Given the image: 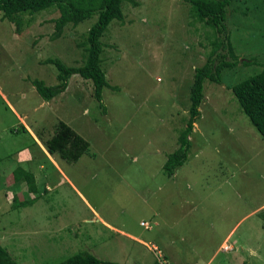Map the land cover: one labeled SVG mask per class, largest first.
Returning a JSON list of instances; mask_svg holds the SVG:
<instances>
[{"label":"rangeland","instance_id":"374dc122","mask_svg":"<svg viewBox=\"0 0 264 264\" xmlns=\"http://www.w3.org/2000/svg\"><path fill=\"white\" fill-rule=\"evenodd\" d=\"M134 1H124L123 20L111 21L101 37V66L112 86L103 88V107L91 81L77 74L48 101L31 83L57 82L47 58L83 63L81 43L95 17L68 23L50 39L56 8L35 13L19 33L0 12V243L20 264H55L82 251L120 264H152L149 246L166 255L156 241L166 234L185 260L209 264L205 260L232 230L211 264H264V209L256 215L262 225L255 215L239 221L264 200V138L230 88L264 68V0L229 6L235 53L254 62L224 69L222 83L204 80L188 159L172 175L163 164L186 126L194 68L214 48L215 33L185 0ZM12 106L26 120V131ZM60 120L89 143L76 161L47 151ZM18 159L34 169L36 192L13 180ZM90 207L143 244L93 219ZM142 220L153 226L145 229Z\"/></svg>","mask_w":264,"mask_h":264},{"label":"trees","instance_id":"16d2710c","mask_svg":"<svg viewBox=\"0 0 264 264\" xmlns=\"http://www.w3.org/2000/svg\"><path fill=\"white\" fill-rule=\"evenodd\" d=\"M124 1L137 5L134 0H0V12L15 26L21 30L29 25L32 16L47 8H56L59 15L53 18L54 31L50 39L61 36L63 28L68 23L77 25L86 19L95 17V21L88 28L85 40L81 43L85 58L80 65H66L59 58H47L45 63L55 65L57 69V82L47 85L42 79H32L39 96L48 101L63 92L69 78L77 74L85 80L91 81L93 85V96L98 104L103 107V88L112 87L105 77L101 66V54L103 42L101 37L113 20H123ZM194 8V15L204 25L211 27L215 33L212 42L213 49L205 59L204 63L194 68L193 82L190 87L189 117L186 126L177 137L178 146L167 154L163 167L168 175H172L178 167L188 159L191 146L189 139L193 132L194 123L200 117V105L204 100L203 84L208 79L216 83H222L221 74L224 69H233L238 64H253V59H240L235 53L227 30V17L229 6L237 0H185ZM28 15V18L25 17ZM114 88V87H113ZM234 96L239 102L243 112L248 116L250 122L264 138V68L230 86ZM23 130L26 128L21 125ZM49 153L58 152L62 160L73 162L89 150V143L83 139L75 130L64 121L58 122V128L45 143ZM15 182L24 180L29 192H36L34 174L28 169L17 164L12 170ZM3 180L0 172V184ZM15 198V197H14ZM34 198L20 201L19 204L30 203ZM166 256V255H165ZM167 257V256H166ZM0 264H20L16 261L6 247L0 243ZM55 264H120L109 260H102L87 251L78 252ZM152 264H158L155 260ZM246 264V262H243Z\"/></svg>","mask_w":264,"mask_h":264},{"label":"crops","instance_id":"0c3cea01","mask_svg":"<svg viewBox=\"0 0 264 264\" xmlns=\"http://www.w3.org/2000/svg\"><path fill=\"white\" fill-rule=\"evenodd\" d=\"M2 93V92H1ZM6 101L8 102V99H6ZM11 110L13 111V113L12 114H16V116H15V118L16 119H18V123H21V125H23V126H25L26 124H25V119H24V117L23 116H21L19 113H18V110L16 109V108H14L13 106H12V108H11ZM26 127V126H25ZM32 133V132H31ZM23 152V151H22ZM22 158V157H21ZM26 158V156H24L23 157V159H25ZM28 158V157H27ZM28 161L27 160H25V161H20V159H18V164L19 165H21L22 167H24L22 164H26ZM65 162H67V161H65ZM55 166H57L58 167V165L56 164ZM61 166V168L60 167H58L59 168V170L60 171H62V173L64 172V170H63V167H62V165H60ZM25 168V167H24ZM39 169V171L42 169V166L40 167V168H38ZM59 171V172H60ZM31 172L34 174V176H36L35 175V172H34V169L33 170H31ZM61 173V172H60ZM64 174V173H63ZM176 175V174H175ZM64 176H65V174H64ZM37 177V176H36ZM36 177H35V180H36ZM80 194V196L82 197V195H81V193H79ZM87 202V201H86ZM88 204V203H87ZM91 209H92V211L95 213V215H96V217H92L93 219H97V220H99L100 222H102L101 224L102 225H104L106 228H108V229H110V230H112L113 232H116L117 234H120L123 238H126V239H128L129 238V240H131L132 242H138V243H141V244H143V242H144V240L143 239H141V237H138L137 235H135V234H132V233H130L129 231H127V230H125L123 227H120L118 224H113V223H111V222H109V221H105L104 219H102V218H99V215H97L98 214V212L96 211V210H94L92 207H90ZM251 210H250V212H245L244 213V215L240 218V220L239 221H242L243 219H248L249 218V216L251 217L252 215H257L260 211H262L263 209H264V200L263 201H260V202H257L256 204H255V206L254 207H251L250 208ZM152 217L151 218H153V220L154 221H156V219H158V218H156V217H158L157 216V212L156 211H154L152 214ZM257 218H258V220H260V223H261V225L263 224V220L259 217V216H256ZM238 223V222H237ZM155 225L157 224L158 225V220H157V222L156 223H154ZM152 226H153V223H152ZM231 232H232V230L231 231H229L226 235H225V237L224 238H222L221 240H220V244H219V246H218V248H217V250H216V252H214L211 256H210V258H208L207 260H205V263H208L209 262V264H211L212 262H214L218 257H217V255L219 254L218 253V251H219V249L221 250L223 247H225V245H226V242L227 241H230L231 240V238H232V236H231ZM157 242H158V244H159V246L162 248V250L165 252V254H166V256L171 260V262H172V264H200L201 262H196V260L195 259H192V260H185V255L184 256H182L181 255V253H179L177 250H176V242H174L170 237H167L166 236V234H164V236L162 237V236H159V240H156ZM224 254V253H223ZM195 257V256H194ZM183 259V260H182ZM133 264H141V263H133ZM202 264V263H201Z\"/></svg>","mask_w":264,"mask_h":264},{"label":"built area","instance_id":"2783aa9c","mask_svg":"<svg viewBox=\"0 0 264 264\" xmlns=\"http://www.w3.org/2000/svg\"><path fill=\"white\" fill-rule=\"evenodd\" d=\"M140 225L143 226L145 229H150L152 227V223L150 221L142 220ZM150 249L152 250L155 260L158 264H171L170 260L164 255V253L157 248L154 244H150Z\"/></svg>","mask_w":264,"mask_h":264}]
</instances>
